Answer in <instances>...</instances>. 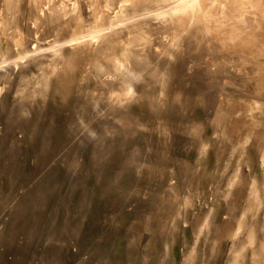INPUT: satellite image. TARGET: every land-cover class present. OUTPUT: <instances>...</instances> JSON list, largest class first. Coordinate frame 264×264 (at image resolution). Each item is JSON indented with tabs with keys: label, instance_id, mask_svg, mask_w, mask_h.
<instances>
[{
	"label": "rangeland",
	"instance_id": "rangeland-1",
	"mask_svg": "<svg viewBox=\"0 0 264 264\" xmlns=\"http://www.w3.org/2000/svg\"><path fill=\"white\" fill-rule=\"evenodd\" d=\"M109 1L0 0V264H264V0Z\"/></svg>",
	"mask_w": 264,
	"mask_h": 264
},
{
	"label": "bare ground",
	"instance_id": "bare-ground-1",
	"mask_svg": "<svg viewBox=\"0 0 264 264\" xmlns=\"http://www.w3.org/2000/svg\"><path fill=\"white\" fill-rule=\"evenodd\" d=\"M82 1V0H81ZM89 0H87L86 4L88 3ZM145 1V0H120V2H122L121 5H119L118 7L115 8V5L117 3V0H110L108 2L109 8L106 11H103L104 17L106 21H109L110 19H114L112 16V12H114V15L117 19H121L123 17L129 16L130 14H132L133 12L138 11V7L141 5V3ZM235 3L234 0H189V2L187 3V7H185L182 12H192V14L195 15V17H191L190 20L187 22V24H190V26L188 27V35L189 38L191 39H195L196 37V31L197 28L201 27L204 25L205 22H213V21H223V22H227L228 20V16L224 15L221 12L222 16L219 15L218 17H208V18H197L196 14H202V13H208V14H213L215 13V4L217 5H223L227 7V9H231L232 11H241L244 14H247L249 12V5L247 6V4L243 1H238ZM46 2V1H45ZM64 2V1H63ZM69 2V1H68ZM65 3V2H64ZM70 3V2H69ZM257 3L261 6H263V1L262 0H257ZM77 4V3H75ZM60 6L58 8L54 7L52 5V2H49L48 4L44 5L43 8L40 9L39 11V17L34 18L37 21V25L42 24L43 22H49L52 21L53 17H55L56 14H59L61 12H65L64 14L67 16H72L73 14L78 15L79 12H81V10L76 7V8H72L70 9L68 6H61V4H59ZM74 5V4H73ZM78 5V4H77ZM80 5V4H79ZM83 5V4H82ZM177 5H179L177 3ZM209 5V6H207ZM18 6V5H17ZM84 6H86L84 4ZM83 6V7H84ZM106 7V6H105ZM39 8V7H38ZM106 9V8H105ZM70 10L72 11V13L70 12ZM228 11V10H227ZM230 12V11H228ZM256 12V11H255ZM252 11V13H255ZM233 13V12H232ZM258 13V12H257ZM256 13V14H257ZM260 13V12H259ZM226 14V12L224 13ZM244 14L241 15V18H244ZM262 15V14H261ZM91 25V22L89 21V19L85 18L84 19H79L78 21V28L81 29L84 25V23H87ZM176 22L175 20H171V23ZM3 23V22H2ZM100 27V26H99ZM29 29V28H28ZM90 29V28H89ZM113 29V28H112ZM30 30V29H29ZM103 30V29H102ZM107 30V29H106ZM114 32V31H113ZM98 33V32H97ZM185 34V32H184ZM245 34L244 32H242V35ZM94 35V34H93ZM98 35V34H97ZM248 38H246L245 40H251V36L245 34ZM102 37V36H101ZM94 39V38H93ZM98 39V38H97ZM96 39V40H97ZM99 40V39H98ZM97 44V43H96ZM95 41L93 42L92 46H95ZM178 47V46H177ZM176 47V48H177ZM261 49V48H260ZM91 50V49H90ZM20 56V55H19ZM264 58V55L262 56ZM68 67L70 68L71 66H73V62L69 61L68 62ZM18 68V67H17ZM3 94L2 90L0 89V95ZM258 101L260 103H258V105L254 104V106L249 109L246 110V117L250 120V118H254L251 119L252 124L254 126H263L264 123L261 121H257L255 120L256 116H258V118H262V116L264 115V99L260 96L258 98ZM254 103V102H253ZM254 116V117H253ZM250 122V121H249ZM251 123V122H250Z\"/></svg>",
	"mask_w": 264,
	"mask_h": 264
}]
</instances>
